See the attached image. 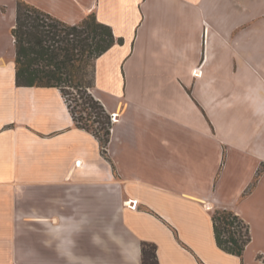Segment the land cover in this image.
Wrapping results in <instances>:
<instances>
[{
    "label": "crops",
    "instance_id": "obj_1",
    "mask_svg": "<svg viewBox=\"0 0 264 264\" xmlns=\"http://www.w3.org/2000/svg\"><path fill=\"white\" fill-rule=\"evenodd\" d=\"M26 1L122 38L89 88L117 121L102 154L58 88L17 85L16 0H0V264H142L144 241L159 264H264V175L246 194L235 175L264 164V0ZM214 209L248 224L241 256L216 244Z\"/></svg>",
    "mask_w": 264,
    "mask_h": 264
},
{
    "label": "trees",
    "instance_id": "obj_2",
    "mask_svg": "<svg viewBox=\"0 0 264 264\" xmlns=\"http://www.w3.org/2000/svg\"><path fill=\"white\" fill-rule=\"evenodd\" d=\"M14 40L15 81L19 86L56 87L60 90L77 127L90 131L99 141L102 154L109 140L111 116L89 92L93 83L94 60L116 41L112 28L94 13L69 24L26 0H16ZM76 90L81 103L70 92ZM82 107L77 110L76 107ZM82 112L86 115L83 116ZM213 235L224 251L241 256L250 242L248 224L230 209H214ZM142 264H159L156 245L141 244Z\"/></svg>",
    "mask_w": 264,
    "mask_h": 264
},
{
    "label": "rangeland",
    "instance_id": "obj_3",
    "mask_svg": "<svg viewBox=\"0 0 264 264\" xmlns=\"http://www.w3.org/2000/svg\"><path fill=\"white\" fill-rule=\"evenodd\" d=\"M68 92H70L71 94H70V96H68L70 99H71V104H75V101H73L72 99L73 98H75V99H77V102L80 104L82 101H81V99L79 98V94L76 92V90H71V89H68L67 90ZM81 108L82 107H80V106H78L77 105V107H76V109L79 111V110H81ZM82 115L83 116H85L86 114L84 113V112H82ZM236 177H237V186H236V189L237 190H239V186L241 185V184H243V183H245L246 181V187H245V191L243 190V192H244V194H246V192L249 190V189H251V186L250 185H248V183H251V185H253L259 178H260V176L261 175H264V164H261V162H259V164H258V166L256 167V171H255V173H254V175L252 176V179L251 180H249L248 181V176H246L245 174H244V172H240L239 170L236 172ZM248 186H250V187H248ZM247 187H248V189H247ZM233 188L231 187H227V186H224L223 187V190H222V196H225V195H228V194H233ZM242 192V193H243ZM221 201H225V200H221ZM222 203H224V202H222ZM230 210H232V209H230Z\"/></svg>",
    "mask_w": 264,
    "mask_h": 264
},
{
    "label": "built area",
    "instance_id": "obj_4",
    "mask_svg": "<svg viewBox=\"0 0 264 264\" xmlns=\"http://www.w3.org/2000/svg\"><path fill=\"white\" fill-rule=\"evenodd\" d=\"M110 116H111V121H110L111 126L109 127V129L111 131L112 125L117 121V116H116V113H111ZM125 204L128 205L129 207L135 208L137 204V200L128 199L125 201Z\"/></svg>",
    "mask_w": 264,
    "mask_h": 264
}]
</instances>
